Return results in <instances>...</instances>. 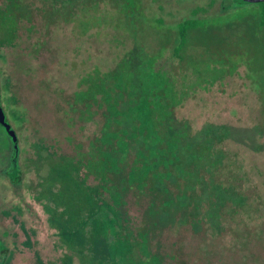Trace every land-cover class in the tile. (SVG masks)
<instances>
[{"label":"rangeland","instance_id":"374dc122","mask_svg":"<svg viewBox=\"0 0 264 264\" xmlns=\"http://www.w3.org/2000/svg\"><path fill=\"white\" fill-rule=\"evenodd\" d=\"M228 3L0 0V105L17 136L20 174L17 183L7 176L12 145L0 126V241L7 249L0 252V264H95L88 239L79 245L62 234L82 224L85 214L100 204L96 197L103 193V182L94 164L99 159L96 140L105 124L101 83L123 86L126 72L137 75L133 86L146 83V74L173 75L178 94H186L172 109L175 129L186 125L191 135L199 136L216 128L227 133L216 148L233 168L232 183L242 195L218 215L208 197L202 201L210 225L202 232L204 240L185 228L164 236L152 252L159 251L162 264H203L199 252L208 242L213 262L264 264L262 6ZM192 18L206 21L180 63L172 54L175 26ZM94 74L101 81L89 86ZM86 90L94 93L95 102H78L79 92ZM90 164L93 168L81 167ZM61 168L70 180L58 175ZM77 186L85 193L79 194ZM211 200L222 202L215 195ZM122 210L130 227H143L142 202ZM84 227L88 238L91 230ZM239 242L252 243L242 251Z\"/></svg>","mask_w":264,"mask_h":264},{"label":"trees","instance_id":"16d2710c","mask_svg":"<svg viewBox=\"0 0 264 264\" xmlns=\"http://www.w3.org/2000/svg\"><path fill=\"white\" fill-rule=\"evenodd\" d=\"M260 5L259 22L264 25V2ZM205 21L192 18L175 26L177 37L172 54L180 63L187 58L188 45L196 44L201 36L200 28ZM100 76L91 75L89 86H97ZM125 76L121 78L125 81L123 86L101 83L106 91L100 105L105 107V124L96 140L99 159L94 164L98 166V175L103 182L99 188L103 193L96 197L100 204L85 214L82 224L64 232L62 237L69 242L75 240L79 245L88 239L89 253L95 264H162L159 251L158 254L152 252V247L164 236L180 234L188 228L192 237L205 239L202 232L210 225L206 224L208 221L201 210L203 200L208 197L209 204L214 206L212 213L218 215L226 213L227 203H233L242 195L235 186L237 184L232 183L235 178L233 168L225 163V155L221 154V160L219 148H216L227 138V133L216 128L213 134L203 131L199 136L191 135L186 125L184 130L175 129L172 109L186 94H178L173 75L146 74L144 77L147 76L148 81H142V86H133L136 74L126 72ZM116 81L119 80L113 82ZM154 82L157 86H151ZM88 101L95 102L94 93L79 92L78 102L85 104ZM77 165L75 161L72 167ZM81 167L93 168L91 164ZM61 169L58 175L61 178L68 176L70 180L67 169ZM10 181L20 182L19 168L17 176ZM200 187L204 189L202 194ZM77 189L79 194L85 193L78 186ZM223 191L228 195H220ZM214 195L222 202H212ZM133 201L145 206L143 227H130L123 214L122 208ZM85 224L91 230L88 238ZM239 243L243 251L252 242ZM260 243L264 246V242ZM0 252L7 253L1 241ZM199 255L204 258L203 264H219L211 258L214 255L212 243L204 242ZM181 264L190 263L184 260Z\"/></svg>","mask_w":264,"mask_h":264},{"label":"water","instance_id":"95a60500","mask_svg":"<svg viewBox=\"0 0 264 264\" xmlns=\"http://www.w3.org/2000/svg\"><path fill=\"white\" fill-rule=\"evenodd\" d=\"M225 1L229 2L230 4L232 2L240 3V4H259L264 2V0H225ZM0 126L4 129L12 145L13 157L11 159V172L8 175L9 178H12L17 176L18 174V154H19L18 140L16 133L5 119V114L1 108V105H0Z\"/></svg>","mask_w":264,"mask_h":264},{"label":"flooded vegetation","instance_id":"af4514ba","mask_svg":"<svg viewBox=\"0 0 264 264\" xmlns=\"http://www.w3.org/2000/svg\"><path fill=\"white\" fill-rule=\"evenodd\" d=\"M12 154H13V150H12ZM12 158V157H11ZM11 162V161H10ZM8 176V175H7Z\"/></svg>","mask_w":264,"mask_h":264}]
</instances>
